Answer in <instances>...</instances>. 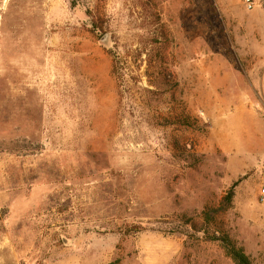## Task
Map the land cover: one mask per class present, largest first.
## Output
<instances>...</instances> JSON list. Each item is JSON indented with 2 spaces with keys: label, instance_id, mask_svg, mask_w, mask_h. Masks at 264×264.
<instances>
[{
  "label": "rangeland",
  "instance_id": "374dc122",
  "mask_svg": "<svg viewBox=\"0 0 264 264\" xmlns=\"http://www.w3.org/2000/svg\"><path fill=\"white\" fill-rule=\"evenodd\" d=\"M249 2L0 0V264H232L152 228L199 221L232 187L217 222L264 264V0ZM109 52L127 57L121 95Z\"/></svg>",
  "mask_w": 264,
  "mask_h": 264
},
{
  "label": "trees",
  "instance_id": "16d2710c",
  "mask_svg": "<svg viewBox=\"0 0 264 264\" xmlns=\"http://www.w3.org/2000/svg\"><path fill=\"white\" fill-rule=\"evenodd\" d=\"M73 5V0H70ZM90 18L89 31L92 35L105 33L107 23L103 17L88 13ZM111 59V75L116 81L120 95L124 91V69L128 64L127 57H121L116 53L109 52ZM233 187L222 198L218 208H206L200 213L199 221L185 215H175L170 220L156 221V231L167 233H179L191 238L198 236L202 241L217 244L232 264H251L241 246L236 244L223 230L217 218L221 216L231 205L233 199ZM164 227V228H163ZM150 228L142 225L126 226L123 236L139 235L149 231ZM163 229V230H162Z\"/></svg>",
  "mask_w": 264,
  "mask_h": 264
},
{
  "label": "built area",
  "instance_id": "2783aa9c",
  "mask_svg": "<svg viewBox=\"0 0 264 264\" xmlns=\"http://www.w3.org/2000/svg\"><path fill=\"white\" fill-rule=\"evenodd\" d=\"M248 6H251V3L249 2V0H247ZM260 199L261 201H264V188H262V190L260 191Z\"/></svg>",
  "mask_w": 264,
  "mask_h": 264
}]
</instances>
